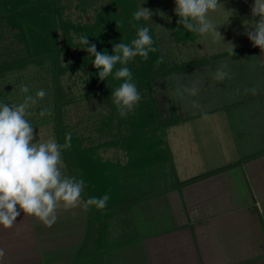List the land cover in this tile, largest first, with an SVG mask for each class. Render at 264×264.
<instances>
[{
	"label": "rangeland",
	"instance_id": "374dc122",
	"mask_svg": "<svg viewBox=\"0 0 264 264\" xmlns=\"http://www.w3.org/2000/svg\"><path fill=\"white\" fill-rule=\"evenodd\" d=\"M60 1L70 9V19L82 24L91 21L96 14L95 8L102 2L85 0L87 3H84L83 8L86 13L79 7L80 2L77 0ZM133 1L138 8L142 6L153 12L147 23L155 30L160 49L169 64L223 52L231 53L232 45L234 54L225 59H215L203 69L200 67L183 74H172L154 82L153 95L162 115L173 114L176 110L185 118L204 112L206 117L203 120L187 119L185 124L175 128L176 133L167 129L171 125L167 126L164 132L167 131L169 154L161 155L162 162L155 161V164L144 170L141 181L130 180L129 184L126 183L122 203L117 206L106 228V233L110 232L108 264H168L173 257L185 258L191 252L197 257L196 252L201 251L199 247L202 244L201 248L213 255L214 250L219 249L220 235L224 236L225 232L246 235L244 237L249 240L251 250L245 264H264V156L241 162L247 155L264 151V130L259 129L263 127V121L249 116L253 110L249 107L241 108L245 115L234 112L232 118L220 108L222 95L226 91H243L246 87L258 88V93L252 95V99L264 103V64L260 63L264 61V52L253 47L246 35L249 23L259 19L251 15L254 0H221L224 10L210 13V19L219 25L218 31L223 40L214 41L210 35L200 36L186 45L176 44L173 39L172 26L176 22L174 0ZM12 35L10 28L0 26V63L23 54L21 47L13 42ZM222 64H227L225 70L228 77L218 82L213 76ZM38 71L30 68L26 72L11 75L7 80H0V102H23L26 94L20 91L22 84L28 86L29 94L33 96L36 91L43 89L46 95L29 109L33 115L28 119L35 127L36 139L54 137L59 143L56 133L58 115L55 111L57 91L52 83L46 81L48 74ZM88 78L84 71L76 70L61 79L62 89L66 92L63 91L61 96L65 95L66 101H69L68 105L67 102L64 104L63 123L72 129L71 133L76 137L90 136L87 130L91 131V125L99 123L106 113L100 97H86ZM194 80L201 81L197 97L181 99L174 95L179 84L188 85ZM241 96H245L244 91ZM207 98L213 99L207 102L204 100ZM223 98L226 100L227 97ZM190 99H195L200 107L193 108ZM234 99L238 101L242 97ZM42 109H48L52 114L40 117ZM218 116L224 120L228 117L231 130L224 129L226 125L223 124L226 122L220 120L215 125ZM210 135H215L217 142ZM118 155L113 149L104 153L105 157L112 160L113 166ZM62 159L65 165L62 171L69 176L63 154ZM226 165H229V169H221ZM246 208L256 213L249 217L243 213ZM24 215L21 211L17 217L21 221L17 225L21 228L26 226ZM57 215V222L51 228L39 222L44 234L41 236L38 231L37 235L44 239L43 243H39V239L33 242L27 240L26 250L16 249L6 254L3 264H101L97 255L87 259L76 255L85 244V235L88 233L87 211L82 207H61ZM97 222L98 226L103 227L101 220ZM234 236L237 235H232L230 241ZM4 239L0 237L1 245ZM242 239L240 236L239 241ZM6 240L9 242V238ZM151 246H156L157 250L147 251L146 247ZM150 255H158L160 259H150ZM223 255L221 252L218 256L220 260L214 264H230L221 260Z\"/></svg>",
	"mask_w": 264,
	"mask_h": 264
},
{
	"label": "trees",
	"instance_id": "16d2710c",
	"mask_svg": "<svg viewBox=\"0 0 264 264\" xmlns=\"http://www.w3.org/2000/svg\"><path fill=\"white\" fill-rule=\"evenodd\" d=\"M77 1L80 2L79 7L87 13L83 8L87 2ZM136 10L138 6L133 0H102L99 7L95 8L96 14L91 21L82 24L70 19V9L62 5L60 0H0V26L10 28L13 42L23 52L18 58L0 63V80H7L11 75L26 72L30 68L48 74L46 81L52 83L57 91L55 111L58 115L56 133L59 143L63 144L65 134L72 132L63 123L64 104L69 103L65 95L61 96L65 90L61 85L63 76L76 70L84 71L89 77L86 97H100L106 108L101 121L91 125V131L87 130L90 136L76 137L71 133V147L62 151L69 176L85 181L84 200L92 196L101 197L105 193L110 195L103 211L94 207L87 210L88 233L82 254H101L108 240V222L117 206L122 203L126 183L129 184L130 180L141 181L140 176L145 174L144 170L155 164V161L162 162L161 155L169 154L164 129L179 122L181 117L176 110L173 114L162 115L153 95L154 82L172 74H183L203 67L212 60L229 54L169 64L160 49L155 30L147 21L132 20V14ZM175 19L172 31L176 44L186 45L200 37L189 32L182 24L179 25V17L176 15ZM121 21L123 26L117 27L116 22ZM133 23L149 28L153 46L158 51L150 53L146 61L136 57L127 65L141 94V100L131 113L122 117L111 96L122 81L115 80L113 76H109L106 81L99 80L98 70L92 65L94 57L81 49L83 46L79 41L75 42L86 35L89 42L96 45L97 51L107 50L108 54H112L113 45L130 43L135 37L136 29L131 26ZM73 48L76 50L73 51ZM161 56L163 63L157 65L156 61ZM119 67L121 66H116ZM112 149L119 154L114 166L112 160L104 156L105 152ZM155 155H158L156 160ZM98 220L102 221L103 227L98 226Z\"/></svg>",
	"mask_w": 264,
	"mask_h": 264
},
{
	"label": "clouds",
	"instance_id": "9594fccd",
	"mask_svg": "<svg viewBox=\"0 0 264 264\" xmlns=\"http://www.w3.org/2000/svg\"><path fill=\"white\" fill-rule=\"evenodd\" d=\"M174 12L179 17L178 24L199 36L210 35L214 41H222L223 37L218 31L216 23L210 19V13L223 9L221 0H174ZM232 12V11H231ZM153 12L140 6L132 14L133 21H149ZM253 19L246 29V35L253 47L264 52V0H254L251 8ZM122 27L123 22H116ZM136 29L135 37L130 43L113 45L112 54L107 50L97 51L95 44L89 42L88 36L79 38V43L89 55L94 57L92 65L98 70V78L106 81L109 76L122 81L111 93L112 101L120 116L126 117L141 100L133 74L127 66L136 57L148 60L150 53L158 51L154 47L150 30L145 26L131 25ZM233 53V45H232ZM234 54V53H233ZM157 65L163 63V56L156 61ZM260 63L264 64V61ZM117 65L121 67L116 68ZM227 64L217 68L213 79L223 82L228 77L225 70ZM115 70V71H114ZM20 91L24 94L23 102L9 104L0 102V227L11 229L17 217L23 211L25 216L34 217L45 227L51 228L58 219V211L63 209H76L82 207L84 211L94 207L103 211L107 207L110 195L105 193L101 197L83 199L85 181L76 177L67 176L62 169L65 167L62 151L71 147V133L65 134V141L60 144L54 137L47 140L36 139L34 126L28 117L33 115L29 111L42 100L46 93L43 89L29 94L27 85H21ZM200 81L194 80L188 85L179 84L174 92L178 98H195L199 95ZM259 89L253 87L245 89L256 95ZM193 108L200 105L195 99H190ZM48 109L39 112L40 117L50 116ZM110 191V190H109ZM6 256V251L0 248V264Z\"/></svg>",
	"mask_w": 264,
	"mask_h": 264
},
{
	"label": "crops",
	"instance_id": "0c3cea01",
	"mask_svg": "<svg viewBox=\"0 0 264 264\" xmlns=\"http://www.w3.org/2000/svg\"><path fill=\"white\" fill-rule=\"evenodd\" d=\"M225 53H228V52H223V53H220L217 55L213 54V56H211V55H208V56L214 57V56L223 55ZM232 54L233 53L231 52L225 56L220 57V59H225L227 56L232 55ZM199 59H201V58H199ZM199 59H195V60H191V61H196ZM214 60H212L211 62H209L207 65L203 66L200 69H203L206 66H210L214 62ZM191 61H185V62H191ZM200 69H197V70H200ZM245 89H250V88H248V87L244 88L243 91H244L245 96H241V94H243V91H240V90H236V91L231 90L230 92L226 91L222 95V101H221L220 108L225 110V114L230 116L231 118H232V115L234 112H235V114L242 113V115H245L246 113L244 111H241V108L243 106L252 108L253 110L251 112H249V116H251L252 118H254V117L260 118V120L263 121L261 124L263 127H259V129L264 130V103L261 101L253 100L252 97H254V96H252L251 92L246 93ZM223 96L227 97L226 100H225V98H223ZM240 97H242L241 100L237 99L238 101H236L234 99V98H240ZM212 99L213 98H211V99L207 98L204 100L208 102V101H211ZM216 111L217 110L213 111L210 115H213ZM203 114H206V112H204ZM203 114L197 115V116H189L186 118L179 115L181 117L180 121L172 124L167 129H170L173 133H176L175 128H178L180 125L185 124L187 122V119L203 120V118L206 117ZM221 116H218V119L214 121L215 125L219 124V120H220V121H222V123L226 122L223 124V125H226V126H223L224 129L231 130V127L228 126L230 124V122H227L228 117L225 118V120H226L225 121L223 117L221 118ZM166 132L167 131L164 132L165 136H166ZM210 137L214 140V142H217V138L215 137V135H210ZM166 139H167V136H166ZM167 146H168V142H167ZM261 156H264V151L262 153H256V154H252L249 156L247 155L241 159V162L242 161L245 162L246 159L247 160L252 159V158L255 159V158H258ZM228 166L229 165L223 166V167H221V169L227 170V169H229ZM240 205L241 204H238V206H240ZM250 210H251L250 208H246V210L243 213L247 214L249 217H252V215H254V213H256V211L253 210V212H251ZM17 219L18 220H16V223L14 224V226L11 229L0 228V237H3V238L5 237L2 245L0 244V248L5 249L7 255L12 253L16 249L25 251L27 240L30 242H33V241H36L37 239H39V243H41V242L43 243V241H44V239L41 238V236L44 234V228L42 227V224H39V221L36 218L28 217V216L26 217L24 215L23 219L26 220V226L21 225L22 228L19 225H17L21 222L20 218H17ZM38 231H39V234L41 236L37 235ZM86 235H87V232H86ZM86 235H85V240H86ZM232 235H237V236H234L233 239L230 241V237ZM220 236H221V238L219 239V245L220 246L218 245L219 249L216 248L214 250L215 252L213 253V255H210L207 252V250L202 249L201 248V246H203V244H202L199 247V250H201V251L196 252L197 257L192 255L193 252H191V254H188V257H185V258L180 257V256L173 257V259L171 261H168V264H214L216 261L220 260V257H218V256L221 252H223L225 254V255H223V257H221L222 261H228L230 264H237V263L245 264L247 259H249V254H250V250H251V247H250L251 244H250L249 240L246 237H244L246 235L242 236V234H236V233L230 234L229 232H225L224 236H222V235H220ZM240 236L243 239L239 241ZM6 238H9V242L6 240ZM109 238H110V232L108 233V240H107L106 247L103 249L101 254H86V255L82 254V250L84 248V244H83L76 254L77 257L87 259L88 257L97 255V256H99V261L101 262V264H108L109 261H108L107 253H109L111 251L109 248V244H108ZM85 240H84V242H85ZM118 248H120V247H118ZM155 249L157 250L156 246L146 247V250L149 252H152ZM186 258H187V260H184ZM150 259H157L158 260V259H160V256L150 255ZM154 264H157V262H154Z\"/></svg>",
	"mask_w": 264,
	"mask_h": 264
}]
</instances>
